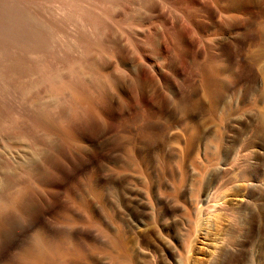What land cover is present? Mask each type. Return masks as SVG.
I'll use <instances>...</instances> for the list:
<instances>
[{"label": "rangeland", "instance_id": "1", "mask_svg": "<svg viewBox=\"0 0 264 264\" xmlns=\"http://www.w3.org/2000/svg\"><path fill=\"white\" fill-rule=\"evenodd\" d=\"M59 1L0 0V187L13 174L34 200L0 264L35 232L67 234L65 264H113L117 242L134 264H264V0ZM146 109L152 135L123 161L113 136Z\"/></svg>", "mask_w": 264, "mask_h": 264}, {"label": "bare ground", "instance_id": "2", "mask_svg": "<svg viewBox=\"0 0 264 264\" xmlns=\"http://www.w3.org/2000/svg\"><path fill=\"white\" fill-rule=\"evenodd\" d=\"M62 2H64V3H68V4H70V6H71V4H72V6L74 5L75 6V8L76 9H78L80 12H83V13H87L88 11L86 10V9H83L80 5L81 4H79V3H77L78 1H76V0H61ZM61 1H59V2H61ZM99 1V0H98ZM231 1V0H230ZM13 2V1H12ZM61 2V3H62ZM84 2V1H83ZM83 2H81V3H83ZM5 4V3H4ZM20 4V3H19ZM84 4V3H83ZM100 5V4H99ZM103 5V4H102ZM71 6V7H72ZM96 7H98V6H96ZM63 8V7H62ZM68 8V7H67ZM66 8V9H67ZM99 9H101L100 7H99ZM92 10V9H91ZM46 11V10H45ZM97 11V10H96ZM69 12H71V11H69ZM74 13V12H73ZM75 14V13H74ZM94 14H96V13H94ZM73 15V14H72ZM102 15V14H101ZM104 15V14H103ZM102 15V16H103ZM91 16V15H90ZM8 18V17H7ZM31 18V17H30ZM88 18H90V17H88ZM85 19H86V16H85ZM91 19V18H90ZM94 19V18H93ZM92 19V20H93ZM101 19H103V18H101ZM105 19V18H104ZM232 19V18H231ZM64 20H66V19H64ZM73 21V20H72ZM90 21V20H89ZM96 21H97V19H96ZM95 21V22H96ZM102 21V20H101ZM62 22H64V21H62ZM66 22V21H65ZM68 22V21H67ZM91 22H94V21H91ZM70 23V22H69ZM68 23V24H69ZM104 23V22H103ZM62 24V23H61ZM72 24V23H71ZM89 25H90V23H88ZM95 24V23H94ZM16 25V24H15ZM70 25V24H69ZM92 25H93V23H92ZM95 26V25H94ZM70 28V27H69ZM261 28V27H260ZM260 30V29H259ZM262 35L264 36V26L262 27ZM18 31V30H17ZM74 31V30H73ZM77 32V31H76ZM47 34H49L48 32H46ZM72 33V32H71ZM7 34V33H6ZM40 34V33H39ZM38 34V35H39ZM52 34V33H51ZM23 35V34H22ZM40 35H42V34H40ZM50 35V34H49ZM48 36V35H47ZM32 41V40H31ZM264 44V43H263ZM264 46V45H263ZM15 47V46H14ZM264 49L262 48V54H260V55H263L264 54V51H263ZM260 58V57H259ZM261 58H262V56H261ZM263 58H264V55H263ZM211 61V60H210ZM30 63V62H29ZM264 66V65H263ZM262 66V67H263ZM216 67H217V65H216ZM19 69H21V68H19ZM218 69V68H217ZM263 70H264V68H262ZM263 70H261V72H263ZM19 71V70H18ZM21 71V70H20ZM214 72V71H213ZM21 73V72H20ZM22 74V73H21ZM262 74H264V73H262ZM17 75V74H16ZM215 75H216V73H215ZM16 77V76H15ZM214 77V76H213ZM10 78V77H9ZM217 78V77H216ZM11 79V78H10ZM215 79V78H214ZM12 80H14V79H12ZM16 80V79H15ZM41 80V79H40ZM220 80V79H219ZM11 81V80H10ZM38 81V80H37ZM44 81V80H43ZM217 82V81H216ZM37 83H39V82H37ZM40 83H43V82H40ZM25 84H26V82H25ZM33 84V83H32ZM53 84V83H52ZM65 84V83H64ZM62 85V86H60V88L61 89H68V90H70L71 92H73L72 93V97H71V99L72 98H78L79 100H82L83 101V103L84 104H86V107H85V109H86V112H85V114L87 113L90 117H91V125H92V127H93V125H95L96 123H97V120H95L94 118H95V114H94V111L92 110V109H94V108H92L89 104H88V102H89V96L85 99L83 96H80V95H78L77 94V92H75V91H73L72 89H71V86L70 85ZM70 84V83H69ZM30 85V84H29ZM35 85H36V83H35ZM39 85V84H38ZM55 85V84H54ZM57 85V84H56ZM24 87V86H23ZM25 87H26V85H25ZM35 87V86H34ZM13 88V87H12ZM19 88L20 87H18V90H19ZM32 88V87H31ZM52 88V87H51ZM14 89V88H13ZM28 89V88H27ZM58 89V88H57ZM61 89H59V90H61ZM32 91V90H31ZM52 91V90H51ZM54 91V90H53ZM62 91V90H61ZM12 92H13V90H12ZM17 92V91H16ZM63 92V91H62ZM61 92V93H62ZM20 93V92H19ZM22 93V92H21ZM30 93V92H29ZM23 94H24V92H23ZM22 95V94H21ZM69 95H71V94H69ZM23 96V95H22ZM27 96H28V93H27ZM25 97V96H24ZM35 97V96H34ZM77 99V100H78ZM73 101H75L76 99H72ZM95 100V99H94ZM71 102V101H70ZM78 102V101H77ZM76 101L73 103L74 105H75V103H77ZM92 102V101H91ZM1 103V102H0ZM81 103V102H80ZM48 105V104H47ZM78 105H79V102H78ZM23 106V105H22ZM35 106V105H34ZM72 106V105H71ZM42 107V106H41ZM39 108V107H38ZM43 108V107H42ZM26 109V108H25ZM34 109H35V107H34ZM70 109V108H69ZM74 109V107H72V110ZM36 110V109H35ZM34 110V111H35ZM147 110V109H146ZM38 111V110H37ZM37 111H35V112H37ZM38 112H40V111H38ZM72 112H74V111H72ZM46 113V112H45ZM49 113V112H48ZM48 113H46V115L45 114H43V117H44V115L45 116H47V114ZM30 114V113H29ZM42 114H41V116H42ZM50 114V113H49ZM76 114V113H75ZM74 114V115H75ZM86 114V115H87ZM37 115V114H36ZM82 115V114H81ZM87 115V116H88ZM34 116H35V114H34ZM37 116H39V118H40V114L39 115H37ZM79 116H80V114H79ZM78 116V117H79ZM130 117L128 118V119H124V127L122 128V131H118V132H121V133H116L113 137H115L116 138V144L117 143H120L121 145H119V144H117V146L119 145V146H121L120 148L122 149L121 150V152H122V154H120L121 156H122V160L124 161H126V162H130L131 163V161H133L132 160V154L135 152V147H133L134 145L133 144H135L136 145V140L137 139H139L140 140V138L143 140H145L146 138L148 139V137H150V135H152V133H151V130H150V126H149V124L146 122V120L147 119H149V121H150V118H152L153 116H152V114H151V112L149 111V110H147V112L146 113H139V112H136V113H132V114H130L129 115ZM30 117V116H29ZM42 117V118H43ZM47 117H49V116H47ZM46 117V118H47ZM65 117V116H64ZM82 117V116H81ZM101 117V116H100ZM79 119H80V117H79ZM78 119V120H79ZM263 119V120H262ZM262 123L264 124V116H262ZM74 120V119H73ZM86 120V119H85ZM87 120H89V117H88V119ZM35 121V120H34ZM36 121H37V118H36ZM83 121V120H82ZM101 121V120H100ZM107 121V120H106ZM148 121V120H147ZM151 121H152V119H151ZM150 121V122H151ZM39 122V121H38ZM96 122V123H95ZM110 122V121H109ZM36 123V122H35ZM34 123V124H35ZM70 123V122H69ZM102 123V122H101ZM105 123H107V122H105ZM34 124H33V127H34ZM100 123H98V125H99ZM113 124V123H112ZM151 124V123H150ZM262 124V125H263ZM39 125H41V124H39ZM74 124H72V126H73ZM97 124H96V126H94L95 128H96V130L98 129V127H100V125L98 126ZM114 125V124H113ZM35 126H36V124H35ZM43 126V125H42ZM59 126V125H58ZM71 126V127H72ZM106 128H104L103 130H104V132H105V129H106V131L107 130H110V129H113L112 127L110 128V129H107L108 127L106 126V124L104 125ZM120 127H122L121 125H120ZM119 127V128H120ZM95 128H93V129H95ZM96 130H95V132H96ZM102 130V131H103ZM153 130V129H152ZM23 131V130H22ZM111 131V130H110ZM114 131V130H113ZM91 132H93V131H91ZM115 132V131H114ZM98 133V132H97ZM93 134V133H92ZM95 134V133H94ZM153 135H154V133H153ZM60 137V136H59ZM61 139H60V141L61 142H63V143H67V142H69V140H70V134H69V132H68V130H67V132L65 131V132H63V134L61 135V137H60ZM72 138V137H71ZM74 138V137H73ZM146 139V141H148ZM47 141V140H46ZM70 141H72V139L70 140ZM113 141H114V139H113ZM73 142H75V140L73 141ZM46 143V142H45ZM50 143V142H49ZM68 144V143H67ZM115 144V143H114ZM61 145V144H60ZM73 145L75 146L76 145V143L74 144L73 143ZM49 146H51V144H49ZM68 146H69V144H68ZM118 146V147H119ZM52 147V146H51ZM54 147V146H53ZM63 147V146H62ZM61 147V148H62ZM70 147V146H69ZM73 147V146H72ZM75 148V147H74ZM64 148H62V150H63ZM67 149V148H66ZM65 149V150H66ZM69 149V148H68ZM71 149V148H70ZM67 151V150H66ZM74 151V150H73ZM78 151V150H77ZM119 151V150H118ZM139 151H140V149H139ZM60 152H61V150H60ZM63 152V151H62ZM64 153V152H63ZM67 153H70V152H67ZM67 153H66V155H65V157L66 156H68L67 155ZM58 154V153H57ZM65 154V153H64ZM71 154V153H70ZM134 155V154H133ZM64 156V155H63ZM137 157V156H136ZM136 157H135V159H136ZM68 158V157H67ZM122 161V162H123ZM135 161V160H134ZM63 162V161H62ZM61 161L60 162H57V161H55V162H53V163H50V164H48V167H50V168H53V170H58V171H62L63 169H64V167H65V165L63 166V163H62ZM129 163V164H130ZM135 163V162H134ZM133 163V164H134ZM125 164V163H124ZM128 164V163H127ZM128 164V165H129ZM43 165V164H42ZM68 165V164H67ZM123 165V164H122ZM121 165V166H122ZM117 166V165H116ZM121 166H119V168H121ZM127 165L125 164L124 165V167H126ZM47 167V166H46ZM47 167V170H50V168H48ZM129 167V166H128ZM117 168V167H116ZM133 168V167H132ZM130 169V168H129ZM118 170V169H117ZM120 170V169H119ZM126 170V169H125ZM127 170H128V168H127ZM35 171V170H34ZM33 171V172H34ZM31 172V167H29V166H27L26 167V169H25V174L27 175V177H30V173ZM53 174H54V171H51ZM118 172V171H117ZM123 172V171H122ZM51 173V174H52ZM59 173V172H58ZM119 173V172H118ZM124 173H125V171H124ZM11 174V173H10ZM35 174V173H34ZM45 174H46V171H45ZM52 174V175H53ZM56 174V173H55ZM13 175V174H12ZM12 175H10V176H7L8 178L5 180V182L3 181V186H2V188L0 187V238L2 239V237L4 236V235H6L5 233L6 232H8L10 229H11V224L15 221V219L18 217V218H23L24 216H26V215H28L29 213H30V211H31V208H32V198H31V196L32 195H30V193H28V186L26 185V186H24L23 188L21 187V189L20 190H18V191H16L15 193H9L8 192V190H9V188L10 187H12V186H14V184H15V180L13 179V176ZM22 176H24V175H22ZM40 176H41V174H40ZM46 176V175H45ZM47 176H49V175H47ZM51 176V175H50ZM121 176V175H120ZM36 177H37V175H36ZM41 178V177H40ZM5 179V178H4ZM27 179V178H26ZM42 179H43V176H42ZM80 179V178H79ZM91 179V178H90ZM29 180V179H28ZM28 180H25L26 182L28 181ZM41 180V179H40ZM31 184L33 185V183H32V178H31ZM35 180H33V182H34ZM49 181V180H48ZM52 181V180H51ZM51 181H50V185H51ZM90 182H91V180H90ZM35 183V182H34ZM38 183V182H37ZM92 183V182H91ZM26 184V183H25ZM27 184H28V182H27ZM36 184V183H35ZM47 184H49V183H47V178L45 177V179H43L41 182H40V185H42V187H47L48 185ZM109 184V183H108ZM29 185V184H28ZM39 185V184H38ZM91 185V184H90ZM16 186V185H15ZM20 187V186H19ZM30 187V186H29ZM74 187H76V186H74ZM80 187V186H79ZM37 188H38V186H37ZM31 189H33V187L31 188ZM39 190V192H41V193H39L40 194V196L42 197V195L43 196H47L48 195V193L50 192H48V190H46V188H40V189H38ZM89 191V190H88ZM111 191V190H110ZM32 192V191H31ZM34 193V192H33ZM65 196H67L70 200H71V198H73L72 196H70V189L69 190H65ZM35 195V194H34ZM54 195V194H53ZM72 195V194H71ZM25 196H27V200H24L22 203L20 202V200H22ZM51 196V195H50ZM35 197V196H34ZM38 197V196H37ZM26 198V197H25ZM67 198V199H68ZM42 199V198H41ZM73 200V199H72ZM78 200V199H77ZM83 200V199H82ZM34 201V200H33ZM39 201V200H38ZM69 201V200H68ZM74 201V200H73ZM73 201H72V204H73ZM20 202V203H19ZM41 202V201H40ZM76 202V201H75ZM70 203H71V201H70ZM83 201L81 202V204H78L79 206H83ZM74 204H76V203H74ZM83 208V207H82ZM86 208V207H85ZM85 208H83V210L85 209ZM34 210V209H33ZM4 214H6V215H9V218L8 219H6V218H4ZM31 214V213H30ZM67 215V214H66ZM66 215H65V219H63V221H61V225L62 226H64V227H74V225H77V224H79V223H84L85 225H87V226H96V223L94 222V221H92V220H90L89 218H85V220H80V219H73V218H66ZM73 215V214H72ZM12 216V217H11ZM8 217V216H7ZM15 218V219H14ZM17 218V219H18ZM58 218V217H57ZM23 220V219H22ZM17 221H21V219H19V220H17ZM24 221V220H23ZM25 222V221H24ZM56 222V221H55ZM58 223H59V221H57ZM57 223V224H58ZM17 224V223H16ZM14 225V224H13ZM17 226V225H16ZM76 227V226H75ZM86 227V226H85ZM94 228V227H93ZM99 234V233H98ZM106 235H108L107 233H106ZM9 237V236H8ZM68 237H67V234H65L64 233V235H63V233H61V234H59L58 236H50V237H48V236H44L42 233H38V232H35V233H33L32 234V236H31V238H30V242H29V244L28 245H26V246H23V247H21V248H19L13 255H12V258L11 259H7V260H5L4 261V263L3 264H56L57 263V261H56V259H58V262L59 263H57V264H60V263H62V264H65L66 263V256H67V254L68 253H70V251H71V249H69L68 248V250H69V252L67 251V247H66V249H65V247L63 248V245L66 243V242H68ZM117 239V238H116ZM115 239V240H116ZM120 239V238H119ZM107 240V239H106ZM106 242H108V241H106ZM109 244H110V242H108ZM67 244V243H66ZM109 244H107V245H105V247H104V249H107V247L106 246H108V251H109ZM68 246V245H67ZM110 246H112V244L110 245ZM113 246H114V248L116 249L115 251H117V253H118V255L117 256H113V254H115L114 253V251H112L113 253H108V254H110V259L112 260V262H113V264H134L133 262H132V259L130 258V254H129V248L126 246V244H124L123 242H117V243H114L113 244ZM70 247V246H69ZM92 247V246H91ZM101 248V247H100ZM112 248V247H111ZM94 249V248H93ZM92 250V249H91ZM97 250V249H96ZM95 250V251H96ZM73 251V250H72ZM98 251H100V250H98ZM103 251V250H102ZM104 252V251H103ZM102 252V253H103ZM96 253V252H95ZM71 254V253H70ZM104 255H105V253H103ZM11 256V255H10ZM106 256H108L107 255V253H106ZM66 260V261H65ZM69 260V259H68ZM55 261H56V263H55ZM134 261V260H133ZM68 262V261H67Z\"/></svg>", "mask_w": 264, "mask_h": 264}]
</instances>
